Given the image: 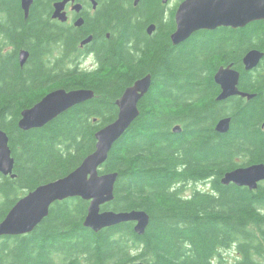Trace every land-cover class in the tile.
<instances>
[{
    "label": "trees",
    "instance_id": "trees-1",
    "mask_svg": "<svg viewBox=\"0 0 264 264\" xmlns=\"http://www.w3.org/2000/svg\"><path fill=\"white\" fill-rule=\"evenodd\" d=\"M53 1L33 0L24 18L19 0H0V127L15 174L0 173V221L27 191L78 166L95 149L96 131L116 117L115 100L149 72L138 116L99 168L117 172L114 197L101 209H143L149 223L141 235L131 221L95 232L83 225L87 200H57L31 232L0 235V264H212L221 249L236 248L242 257L231 264H264V181L250 190L220 180L235 167L264 163V56L250 71L242 61L251 48L264 52V20L199 30L172 45L178 3L166 12L161 0L135 6L133 0H99L97 18L74 28L51 19ZM152 21L159 22L157 30L141 38ZM88 34L98 66L77 71L69 60ZM133 34L143 51L138 63L125 58ZM58 44L63 56L48 65L43 55ZM20 49L29 52L23 66ZM229 63L240 72L238 88L254 97L215 100L214 71ZM56 87L94 94L42 127L20 129L21 111ZM225 115L229 130L218 133L215 122ZM176 123L179 133L172 131ZM205 181L206 188L184 194L188 182Z\"/></svg>",
    "mask_w": 264,
    "mask_h": 264
},
{
    "label": "water",
    "instance_id": "water-1",
    "mask_svg": "<svg viewBox=\"0 0 264 264\" xmlns=\"http://www.w3.org/2000/svg\"><path fill=\"white\" fill-rule=\"evenodd\" d=\"M69 1L73 0L54 1L51 17L66 21L67 14L64 8ZM90 1L93 6L97 3L96 0ZM161 1L168 2V0ZM138 2L139 0H133V5H137ZM32 3L33 0H21L24 18H27ZM73 8L78 11L81 4L75 3ZM257 20H264V0H181L175 7V29L170 34V40L172 44L177 45L199 30H211L217 27L239 28ZM83 21L82 17H78L73 24L78 27ZM154 28V24H149L147 31L151 33ZM90 40L91 36H88L82 44ZM28 55L25 49L19 51L21 66L26 62ZM263 56L264 52L257 48L246 51L242 58L244 70L250 71L256 68ZM239 76V71L231 64L217 69L214 81L220 86V92L215 98L216 101L226 100L235 95L247 100L254 97V93L238 88ZM150 84L151 77L147 74L124 89L115 100L118 107L116 118L95 133V149L66 175L39 184L19 197L0 221L1 236L31 232L47 216L49 206L54 201L75 196L88 201L87 212L83 219L85 227L97 232L105 227L131 221L134 222L135 233L138 235L144 233L149 223V215L143 209L124 211L101 209L102 204L111 201L114 197L117 172L101 173L99 168L105 162L111 147L135 121L139 113L138 102L147 92ZM93 94V91L87 88L69 90L62 87L54 88L33 105L21 111L18 127L22 130L42 127L72 106L92 98ZM229 126L230 117H222L217 121L215 131L226 133ZM180 130L178 124L172 127L174 133H179ZM13 168L14 158L8 145V136L0 127V173L14 177ZM220 180L222 184L233 183L254 190L264 181V163L257 162L235 167L223 173ZM129 264L145 263L136 260Z\"/></svg>",
    "mask_w": 264,
    "mask_h": 264
},
{
    "label": "flooded vegetation",
    "instance_id": "flooded-vegetation-1",
    "mask_svg": "<svg viewBox=\"0 0 264 264\" xmlns=\"http://www.w3.org/2000/svg\"><path fill=\"white\" fill-rule=\"evenodd\" d=\"M55 1H57V0H55ZM54 2V1H53ZM53 2L51 3V8H50V13H49V15H50V17H51V14H52V11H53V6H52V4H53ZM96 5L95 6H93V4H92V2L90 1V0H73V1H69V2H67V4L65 5V11H66V14H67V20L66 21H60V20H58V19H56V18H52L51 17V19L53 20V21H59V22H63V23H67V24H69L70 26L72 25L74 28H79V27H81L83 24H84V21H83V24L81 25V26H75L73 23H74V21L78 18V17H82L83 18V20L85 19V18H94V19H96L97 18V13H98V11H99V8H100V1L99 0H96ZM162 2V1H161ZM75 3H80L81 4V8L78 10V11H76L74 8H73V5L75 4ZM163 4H165V7H166V3H163ZM19 5H20V8H21V10H22V12H23V9H22V7H21V0H19ZM135 6V5H134ZM23 16H24V12H23ZM166 19V18H165ZM149 24H154V26H155V28H154V30L151 32V33H149L148 31H147V27H148V25ZM158 24H159V22L157 21H152V22H149L148 24H146V26L144 27V29H143V34H142V36H141V38L145 35V36H149V37H152V35H153V33L155 32V30H157V27H158ZM1 27L3 28L4 27V25L1 23ZM172 32V31H171ZM171 32L169 33V35L171 34ZM196 33V32H195ZM134 36H135V40L132 38V40H130L128 43H127V46H126V52H125V58H128L129 60H127V61H129V63L132 61V62H134V63H138V61L141 59L142 60V56H143V51L140 49H138V47L136 46V45H140V42L139 43H136V37H137V35L136 34H133ZM88 36H91V40L89 41V42H87V43H84V44H82V41L85 39V38H87ZM105 36L106 37H109V32H105ZM139 36V35H138ZM92 35L91 34H88V35H86V36H84V37H82V38H80L79 39V41H78V47H79V49H77L75 52H74V54L72 55V57L70 58V60H69V62H70V64H71V66H74L75 68H76V70L77 71H90V70H92V69H94V68H96L97 66H98V52H97V49L95 48V46H91L90 45V43H91V41H92ZM139 39V38H138ZM172 43V42H171ZM141 44H143V42H141ZM173 45V44H172ZM21 50V49H20ZM19 50V51H20ZM26 50V49H25ZM62 52H63V44H58V45H56L55 46V48H54V51H53V53H51V54H46V55H43V58H44V61L45 62H47L48 63V65H54L55 63H56V59H57V57L58 58H61L62 56H63V54H62ZM29 53V52H28ZM29 56V55H28ZM28 59V58H27ZM17 60H18V63H19V52H18V56H17ZM27 61V60H26ZM26 63V62H25ZM24 63V64H25ZM87 63V64H86ZM23 64V65H24ZM85 64V65H84ZM229 64H231L232 65V63H229ZM20 65V64H19ZM22 65V66H23ZM228 65V64H227ZM21 66V65H20ZM220 66H226V65H220ZM220 66H218L217 68H216V70L214 71V74H215V72L217 71V69L220 67ZM232 67H233V65H232ZM234 68V67H233ZM237 70V69H236ZM240 73V72H239ZM147 74H149L150 75V77H151V74L149 73V72H146V73H144L143 75H141V76H138V77H136V79L135 80H137V79H139V78H141V77H143V76H145V75H147ZM214 74H213V79H214ZM240 77V76H239ZM135 80L133 81V83L135 82ZM215 82V81H214ZM133 83H131V84H129V85H127L126 87H128V86H130V85H132ZM216 83V82H215ZM216 85H218L217 83H216ZM219 86V85H218ZM125 87V88H126ZM56 88H58V87H56ZM219 88H220V86H219ZM124 91V90H123ZM148 91V90H147ZM220 92V91H219ZM218 92V93H219ZM147 93V92H146ZM145 93V94H146ZM122 94V93H121ZM144 94V95H145ZM143 95V96H144ZM218 95V94H217ZM142 96V97H143ZM235 96H237V95H235ZM235 96H231V97H229V98H227L226 100H228V99H230V98H233V97H235ZM141 97V98H142ZM140 98V99H141ZM222 101H224V100H222ZM116 105V104H115ZM117 106V105H116ZM117 111H118V107H117ZM117 115V114H116ZM226 116H229V115H225V116H222V117H226ZM222 117H220V118H222ZM230 117V116H229ZM116 118V117H115ZM114 118V119H115ZM219 118V119H220ZM218 119V120H219ZM217 120V121H218ZM217 121L215 122V125H216V123H217ZM230 121H231V118H230ZM176 124H178V125H180V127H181V129H182V124L181 123H176ZM175 124V125H176ZM215 125H214V130H215ZM181 131V130H180ZM57 201V200H56ZM133 224H134V222H133ZM4 236H6V235H4ZM236 252H237V257L240 259L241 257H242V253L240 252V251H238L237 250V248H236ZM213 261V260H212Z\"/></svg>",
    "mask_w": 264,
    "mask_h": 264
},
{
    "label": "rangeland",
    "instance_id": "rangeland-1",
    "mask_svg": "<svg viewBox=\"0 0 264 264\" xmlns=\"http://www.w3.org/2000/svg\"><path fill=\"white\" fill-rule=\"evenodd\" d=\"M178 1L179 0H168V2L166 3L165 11L168 12L170 8L174 7L177 3H179ZM166 12H165V16H167ZM207 185L208 184L206 182H188L184 188V194L189 195L193 192L195 188L202 189V188H206ZM238 259L239 258L237 257L236 251L230 252V250L221 249L220 255L219 254L215 255L212 264H231Z\"/></svg>",
    "mask_w": 264,
    "mask_h": 264
},
{
    "label": "bare ground",
    "instance_id": "bare-ground-1",
    "mask_svg": "<svg viewBox=\"0 0 264 264\" xmlns=\"http://www.w3.org/2000/svg\"><path fill=\"white\" fill-rule=\"evenodd\" d=\"M206 182V181H205ZM208 182V181H207ZM208 184V183H207ZM225 252V251H224Z\"/></svg>",
    "mask_w": 264,
    "mask_h": 264
}]
</instances>
